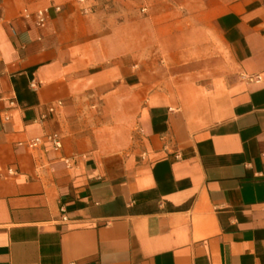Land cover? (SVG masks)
Segmentation results:
<instances>
[{"label":"crops","instance_id":"0c3cea01","mask_svg":"<svg viewBox=\"0 0 264 264\" xmlns=\"http://www.w3.org/2000/svg\"><path fill=\"white\" fill-rule=\"evenodd\" d=\"M100 1L0 0V264H264V0Z\"/></svg>","mask_w":264,"mask_h":264},{"label":"rangeland","instance_id":"374dc122","mask_svg":"<svg viewBox=\"0 0 264 264\" xmlns=\"http://www.w3.org/2000/svg\"><path fill=\"white\" fill-rule=\"evenodd\" d=\"M75 4L82 6V11L84 13H88L94 10L98 6V0H85L83 3H78L76 0H73ZM121 5H131L140 12L141 15L146 13V7L150 4H159V0H120ZM103 5L112 6L115 5L117 2L114 3V0H104L100 1ZM87 9V12L84 10Z\"/></svg>","mask_w":264,"mask_h":264},{"label":"built area","instance_id":"2783aa9c","mask_svg":"<svg viewBox=\"0 0 264 264\" xmlns=\"http://www.w3.org/2000/svg\"><path fill=\"white\" fill-rule=\"evenodd\" d=\"M78 3H83L85 0H76ZM57 10H59V8H56ZM85 12H87V9L84 10ZM35 21L39 26L44 25L45 21H46V10L44 9H39L36 10L35 13ZM49 111H53V108L50 107ZM49 139L52 141L53 144V148L58 149L61 147V142L60 139L57 136H49ZM38 141V139H34L31 142H29V145H35L36 142Z\"/></svg>","mask_w":264,"mask_h":264}]
</instances>
